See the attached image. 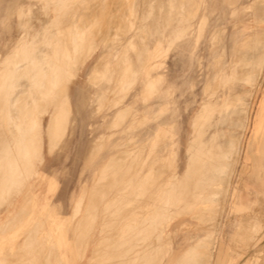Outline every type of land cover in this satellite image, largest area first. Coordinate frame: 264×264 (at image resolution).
<instances>
[{
  "label": "rangeland",
  "instance_id": "374dc122",
  "mask_svg": "<svg viewBox=\"0 0 264 264\" xmlns=\"http://www.w3.org/2000/svg\"><path fill=\"white\" fill-rule=\"evenodd\" d=\"M112 2L0 0V141L13 133L2 130L19 127L17 123H1V112L6 108V94L2 92L6 73L17 67L10 63L9 54L23 40L24 48H45L53 58L48 91L34 95L39 97L34 101L38 106L31 135L34 138L24 142V150L34 155L15 166L0 165L20 171L15 175L19 179L7 186L10 190L0 186V264H63L61 259L67 264H134L130 263V255L143 252L152 240L153 244L162 243L156 250L167 251L160 250V257L154 245L146 258L159 255L161 260L155 258L159 260L155 263L168 264L173 254L177 256L202 237L209 254L203 264H264V153H256L253 160V151L248 147L264 101V65L255 83H242L239 91L231 86L237 75H221L230 71L232 59L244 51L254 58L264 51V0ZM167 3L173 8L172 18L164 28ZM200 3L203 7L193 17L192 9ZM106 4L110 6L102 11L100 8ZM130 5H138L141 13L133 14ZM202 14L207 23L193 48H163L160 57H151L150 64L155 62V67L150 69V77L152 81L158 80L156 89L153 82L147 81L144 94L141 92L143 72L141 79L138 75L132 84L123 82L125 89L119 92L118 75L122 77L140 67L141 59L153 51L155 37L166 47L177 30L194 28ZM150 16L155 18L156 28H148ZM128 17L134 19L130 21ZM127 22L133 23L132 29H127ZM75 29L80 31L73 56L71 38L77 32ZM119 32L126 34L122 44H115L121 37ZM121 45H125L123 49ZM216 62L221 76L214 82L211 80ZM26 65L20 67L27 69ZM236 72L242 77L246 73L238 68ZM227 88L231 89L230 94L240 92V100L230 97L232 101H226L230 105L224 116L230 124H220L215 111L210 125L204 122L191 134V116L196 115L203 101ZM18 102L10 107L13 115ZM164 102L170 110L154 119L153 114ZM143 112L150 115L147 122L143 121ZM169 118L176 125L161 129L159 140L151 144L149 135L157 123ZM194 137L195 147L204 146L213 153L208 156L210 160L205 158L199 165V173L215 177L214 183L210 180L211 185L190 172L197 158L189 149ZM164 142L167 149L162 152ZM156 153L164 158L159 161L166 168L157 184L164 187L165 201L157 204L160 209L155 221L139 223L135 217L152 200L154 189L142 177L147 175L146 166ZM111 157H115L113 162ZM216 161L219 163L215 167ZM107 162L108 168L101 170ZM100 172L103 175L97 181ZM13 183L19 184V189ZM212 190L216 193L212 203L196 202ZM238 200L244 207L238 206ZM183 204L189 211H180ZM161 211L165 218L160 216ZM173 215L176 219L168 225ZM55 217L58 218L53 223ZM152 230L155 235L148 233ZM155 231H162V235ZM147 233L153 236L148 238ZM142 238H147L145 244ZM134 262L140 264L145 260Z\"/></svg>",
  "mask_w": 264,
  "mask_h": 264
},
{
  "label": "bare ground",
  "instance_id": "6f19581e",
  "mask_svg": "<svg viewBox=\"0 0 264 264\" xmlns=\"http://www.w3.org/2000/svg\"><path fill=\"white\" fill-rule=\"evenodd\" d=\"M117 1H119V0H113V2H117ZM228 1L229 2H232L233 0H228ZM111 2L108 0V3L111 4ZM130 3H131V1H130ZM136 3H138V2H136ZM100 5H102V4H100ZM108 5L106 4V5H104L101 8L97 6V9L100 8L103 11V10H105L108 7ZM200 5H201V3H200ZM200 5H195L193 7V9H192V11H193V17L195 16V14L197 12H199L202 9L201 7H203V6L202 5L200 6ZM117 6H118V3H117V5H115V7H117ZM147 6H148V4H147ZM147 6H145V7H147ZM179 7H182V6L179 5ZM249 7H251V5H249L247 7L245 6L244 8H249ZM91 8H93V7H91ZM130 8L132 9V11H131V9H130V11L133 12V14L138 13V10H137L139 8L138 5H134V7L132 5H130ZM172 9H173L172 6H170L169 3H167V7H165V13H167V14H166V16L164 18L165 19L164 28H166L168 26L169 21L172 18L170 16V13L172 12ZM128 11H129V9H128ZM139 13H141V12H139ZM128 14L127 15L125 14V17L128 16ZM119 15H121V13ZM153 16L148 17L149 18V21L151 22L149 24V27H148L149 29H150L151 25H154L155 28H156V23H155L156 20H155V18ZM133 17L134 18L135 17L137 18V16H133ZM132 18H131V20L134 19V18L133 19ZM138 18H139V16H138ZM125 19H127V18H125ZM119 20H122L123 21V19H119ZM128 20H130V18ZM206 20H207V17L202 14L200 17L197 18L196 24H195L196 26L194 28H191L190 26H188L186 28H181V30H177L176 33H174V35L171 38V40L169 41V43L166 45V47H163L162 46V43L160 42V39L159 38L156 39V37L154 36L155 37V43H154V46H153V51L147 52L146 55H145V57H143L141 59V65H140V67L139 66H136V68L134 70L136 73L134 71H131V73H127L125 75H122V77H120L121 74L118 75V77H117L118 78V82H117L118 85L117 86H119V88H118L119 92L122 91V90L124 91V89H125L124 88V85H123V82H128L126 84H129L130 85V84H132L134 82V80L136 79V77H138V75H139V78L141 79V76H142L141 74H143V72L145 73V79L144 80L142 79V81H141V83H142L141 92L144 94V89H145V86H146V84L144 85V82L147 83V81L153 82L152 83V86H153L154 89H156L157 83H159V82H158V80H157V82L152 81V79L150 77V69L153 66L155 67V62L150 64L151 57H154L155 58L158 55L160 57V55H162V54H159V52H162V49L163 48H165L164 49L165 51H167V50H169V49H171L173 47H177V46H179V47H191V48H193L195 46L198 38L200 37V35L202 34V32L204 30V27H205V25L207 23ZM119 23L120 24L121 23H125V21L124 22H120L119 21ZM136 23H138V22H136ZM132 24H133L132 22H127V29H128L129 26L131 27ZM121 26H120L119 29L122 28ZM131 29H132V27H131ZM75 31H77V32L75 34H73L74 36L71 38V40H73L72 41V44H73L72 45V48H73L72 55L73 56L76 55V52H77V49H78L79 42H78V39L76 38V36L78 37L77 33L80 30L79 29H75ZM125 34H126L125 32H121L120 33L121 37H120V39L117 42H115V44H122V42L124 40V35ZM150 34L151 35H154L155 33H151L150 32ZM143 35H144V33H143ZM17 41L15 39V42L16 43H17ZM47 42L48 43L51 42L50 38H47ZM129 42H131V40H129ZM15 46H17V48H14L13 51L9 55L11 56L10 63L14 64L17 67H15L14 70L11 69V70H9L6 73V78H5V83L6 84H4L5 85V88L2 89V92L5 91V94H6L5 95L6 102L4 103L5 106H6V108L4 109V112H1V114L3 113L2 115H3V118H4L3 122H1V123L3 125L6 124V126H9L11 124L14 125L15 123H17L19 125V127L18 128H15V129L12 128V129H4V130H2V131H7V132L11 131V132H13L15 134L12 133L11 135L4 136L3 139H1V141H0L2 143L1 146H0L2 148V153L0 154V157L1 158L2 157L3 158L4 157H10V156L11 157L12 156L14 157V158L12 157L13 159H11V160H4V161L0 160V165L3 164V163H6V164H9V165H12V166H15V165L19 164V162H23L24 161L23 159L28 160V159H30L32 157V155H34L33 153H28L26 150H24V148L26 147V145L24 144V142L25 141H32V139L34 138V136H31V135H32V132H34V127L33 126L36 123V118H35V116H36V113L35 112L36 111L35 110H36V108H38V106H35V104H34L35 102L34 101L39 98V97H36L34 95L37 92L43 93L45 90L48 91L49 84H50L49 82L52 81L51 80V78H52L51 77V67H52V62H53V58L45 50V48H36V47L24 48L23 40L19 41L18 45H15ZM123 46H125V45H123ZM123 46L121 45V48ZM21 47H23V48H21ZM122 49H121V52L122 53L120 52V54H123L124 53L122 51ZM232 61H233L234 64L231 65V68L229 67L230 68V71L228 70L224 74H221L220 73L221 67L219 66L218 62H216L214 71L212 73V80L211 81H214L215 82L218 79L219 76H221V75H225V76L227 75L228 76L229 72L230 73H233V74H235L237 76L232 81V85L231 86H234L235 87L234 89L237 88L238 91H239V87L241 86L242 83H245V84L255 83L256 76L261 74V70H262L263 65H264V51L257 58H254V56L251 53H249L247 51L246 52L244 51L241 56H238L236 59L235 58L232 59ZM23 63H26L27 64L26 65L28 67L27 69H22V67H20L21 64H23ZM160 64H161V62H160ZM247 67H250V70H246ZM237 68H238V70L240 69V70H243L244 72H246L244 77H242L240 75L241 74L240 72H238V74H237V72H236L237 71ZM214 86H216V84ZM230 90H231L230 88L224 89L220 94L216 95L211 100H206V101H203L202 102V104L198 108L199 110L196 113V115L194 114L195 116L194 115L191 116V117H193L192 120H190L191 121V123H190V125H191V132H192L191 134L196 133V131H198L199 128H200L199 126L202 125L204 122H205V124L210 125L211 123L209 122V119L212 118V116H213V114H214L215 111L218 112L220 124H230V121L228 119H226V117L224 116L225 113L228 111V107L230 105L229 103H226V101H228V99L230 97L232 99L240 100V97H239L240 96V92L238 93V91H234L233 94H230L229 93ZM242 90H244V89H242ZM211 93H208V94L211 95ZM143 99H145V98H143ZM232 99H231V101H232ZM17 100H19V102L17 104L18 110H17V113L15 115H13L12 114L13 108L11 109L10 107L14 106L15 105L14 104V101H17ZM70 101L71 100H70V97H69V94H68V102L66 104V107L68 109V111H67L68 112V115L70 114ZM220 101H221V103H220ZM231 101L229 100V102H231ZM169 107H170V105L168 103L164 102L161 105V107H159L157 109L156 114H153L154 119H158L161 114H163L167 110H170ZM10 109H11V111H9ZM196 111H197V109H196ZM21 115L24 116V119L21 118ZM142 115H143V121L146 120L145 122H147L149 119H151L149 113H147V112H143ZM56 123H58V122H56ZM175 125H176V123H175V120L173 118L165 119L162 122H158L156 128L154 129V131L149 135V141H150V143L151 144H155L159 140V135H160L159 132L160 131H161V135H162V130L163 129H165L166 127H172V126H175ZM197 127H199V128H197ZM196 141H197V139L194 137V139L190 140V143H189L190 152L194 156L197 157L195 159V166H194L193 170L190 171V172H191V174L193 173L192 175L195 174L194 176L196 178H198L200 176V181L203 182L204 184L211 185L212 183H209V182H211L210 181L211 179L213 181L214 180L213 178H215V177L214 176H212L213 178L212 177H207V175L205 173H199V170H200L199 169L200 168L199 165L201 164V162L203 161V159L205 160V158H207V159L210 160V158H208V156L209 155H213V153H212V151H209L208 149H205L204 146L195 147V142ZM230 143H231V141H230ZM248 143H249L248 144V147L250 148L249 150H251V152L253 151V155H252L253 156V160H254V158L256 156V153L258 155H261L262 153H264V101H263L262 106H261V108L259 110L258 126L256 128V131L254 133V136L252 138H250V140H249ZM237 144H238V142H237ZM162 148H163L162 149V152H164L167 149L166 142H164L162 144ZM218 148L219 147H217V149ZM9 150L14 151V152L10 153ZM187 155H189V153H187ZM229 155H230V153L227 152V156H229ZM194 156L189 155L190 158H192ZM163 157H164V155H163ZM151 159L152 160L148 163V165L146 166V169L144 171V172L147 173V175H143L142 178L146 181V184L147 185L149 184V186H151L152 188H154L153 191H152V195H151L152 196V200H151L152 202L151 201L146 202L145 205L140 209L139 215L137 217H135V221H138L139 223H144V222H146V223L148 222L149 223V222H152L153 220L155 221L156 218L158 217V213H159V210L158 209H160V208H158V205L157 204L158 203H164V201H165V198L163 196V191H164L163 189H164V187L162 189V187H159L157 184H158L159 178L162 177V174L165 172L164 169H166V168H164L163 165L160 163L161 160L159 161V159H162V156L161 155H158L156 153V155H154ZM211 159L212 160L213 159L216 160L214 157L211 158ZM218 159H217V161H218ZM217 161L216 162H213L215 164V165L213 164L215 167L218 166V165H216ZM210 163H212V162H210ZM211 167H213V166H211ZM219 168H221V170H222V166L219 167ZM18 170L19 169L13 168V167H10V168H7V169H3V168L0 167V186L1 185L2 186H6V188L9 189V187H7V186H11V183L13 181H17L19 179V177L15 176L17 173L20 172ZM196 175L197 176L199 175V176L197 177ZM147 181H148V183H147ZM15 183H13V184H15ZM213 183H214V181H213ZM18 185H16L17 189H19L18 188ZM161 185L163 186V184H161ZM4 188L5 187H3V189ZM3 189H1V190H3ZM215 194L216 193L213 192V190L211 192H206V193H204V196H201L198 199V201L196 200V202H200V204L201 203L202 204L203 203L206 204L207 202L208 203L209 202L212 203ZM8 195H9V193H8ZM33 201H35L34 198H33ZM183 208H185V210H187L186 207H185V205H184V207H181V209H183ZM206 209L207 208H205V210ZM210 209H211V207H210ZM179 210H177V212H179ZM208 210H206V211H208ZM180 211L182 212V211H184V209L183 210H180ZM187 211H189V210H187ZM162 215H163V212L161 211L160 216H162ZM175 215H173L169 219V222L170 223L168 225H170L171 222H173V220L176 219L175 218ZM57 218L58 217H55L53 219V223L57 220ZM164 218H165V216H164ZM52 224H51V226H52ZM161 232H158L157 235L158 236L159 235H162ZM148 233H151L152 234V233H154V230H152V232H148ZM148 233L146 234V237L149 236L148 238H150L151 236H153L151 234H150L151 235L150 236ZM154 235H155V233H154ZM146 241H147V238H142L141 239V242H143V243L144 242L146 243ZM152 242H153V240L150 242V246L145 247V249H144L143 252L142 251L141 252H138L137 251L136 253H134V255H130L131 256V257H129L130 260H131V261L129 260L130 263L133 262L135 264L134 261H136V260L137 261L138 260H141V261L142 260H145V262H141L140 264H149L148 261H147V259H149V262L153 259L154 262L151 261V263L153 264V263H155V260H157V261L161 260L160 257H162V252L167 251V249H164V251H162V249L156 250L157 247L160 246L159 244L162 245V243L155 242L153 244ZM141 245H139V246H141ZM154 245H155V250L154 251H157L156 253H159L160 257H159V255H156V254L155 255L157 257H154L153 256L154 254H153V255H150L151 257H153L152 259H150L151 257L146 258L147 257V254H148V250L149 249L152 250V248L154 247ZM140 250H142V249H140ZM160 250L162 251L161 254H160ZM69 251L70 250L68 248V252ZM120 256H122V255H120ZM127 256L124 255V257H126V258H127ZM148 256H149V254H148ZM163 257H164V255H163ZM118 258L120 259V257H118ZM131 258H133V259L136 258V259L134 261H132L133 259H131ZM155 258H158L159 260L158 259H155ZM208 258H209V254L205 250V241H204V238L202 237V238L196 239V241L194 243H192V244L188 245L187 247H185L177 256H174V254H173V256H172V258H171V260L169 261L168 264H201V263L203 264L204 263V259L206 260ZM2 259H1V261H2ZM74 260L75 259L71 257V261L74 262ZM61 261H62L63 264H67V261H65L64 259H61ZM139 262H137V263L139 264ZM156 263L161 264V262L160 263L159 262H156Z\"/></svg>",
  "mask_w": 264,
  "mask_h": 264
},
{
  "label": "crops",
  "instance_id": "0c3cea01",
  "mask_svg": "<svg viewBox=\"0 0 264 264\" xmlns=\"http://www.w3.org/2000/svg\"><path fill=\"white\" fill-rule=\"evenodd\" d=\"M113 153H114V152H113ZM115 157H117V156H115ZM115 157H113V158L111 157L110 161L113 162L114 159H115ZM118 159H119V158H118ZM112 162H111V163H112ZM108 164H110V162H109V163L107 162V164H105V165L103 166V168H100V169L102 170V169H104L105 167H106V169H107L108 166H109ZM101 175H103V174L100 172V175L98 176L97 181L101 180ZM238 206H239V207H244V206H243V203L241 202V200H238ZM258 232H259V231H258ZM263 235H264V234H263ZM261 242L264 244V236H263V239H262ZM222 254H223V253H221V254H219V255H222ZM227 255H228V254H227ZM224 259H225V260H228V257H227V258H224Z\"/></svg>",
  "mask_w": 264,
  "mask_h": 264
}]
</instances>
